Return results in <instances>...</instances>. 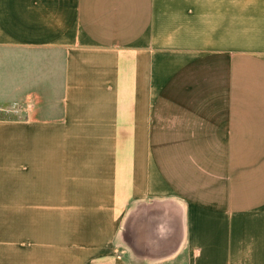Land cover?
Listing matches in <instances>:
<instances>
[{"label":"crops","instance_id":"0c3cea01","mask_svg":"<svg viewBox=\"0 0 264 264\" xmlns=\"http://www.w3.org/2000/svg\"><path fill=\"white\" fill-rule=\"evenodd\" d=\"M0 221V264H264V0H0Z\"/></svg>","mask_w":264,"mask_h":264},{"label":"rangeland","instance_id":"374dc122","mask_svg":"<svg viewBox=\"0 0 264 264\" xmlns=\"http://www.w3.org/2000/svg\"><path fill=\"white\" fill-rule=\"evenodd\" d=\"M11 209H12V214L13 215H17L16 212H18L19 207H11ZM2 231H3V229H2V221H0V235H1ZM2 246H3L2 239H0V249L1 248L3 249ZM5 259L17 261L18 260V255L16 253L8 254V255H6ZM0 260H2V254H0Z\"/></svg>","mask_w":264,"mask_h":264}]
</instances>
